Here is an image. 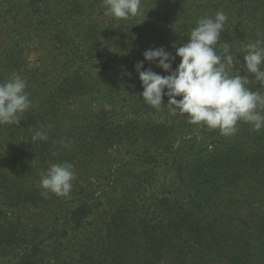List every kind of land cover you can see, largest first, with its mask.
Masks as SVG:
<instances>
[{
  "label": "rangeland",
  "instance_id": "obj_1",
  "mask_svg": "<svg viewBox=\"0 0 264 264\" xmlns=\"http://www.w3.org/2000/svg\"><path fill=\"white\" fill-rule=\"evenodd\" d=\"M5 1L13 2L19 9H21V6L24 7V10L26 9L23 0ZM209 3L210 0H187V5L183 8L182 6H176L175 8L168 5V8L165 9H142L139 15L127 20L112 19L105 16L102 0H91V4L97 6L96 11L95 9L87 11V13H95L94 16H90L91 18L78 21L80 15H75L72 12V7L66 8L64 13L67 12L66 16L71 17L74 23L78 21V25L72 28L73 31H71L73 40L80 43L88 40L92 41L99 47L101 45V50L104 47L108 48L106 50L113 48L110 45L114 43V34L115 32L120 34L117 27H121V36H127L128 43H132L131 46L133 47L131 53H134V57L130 59L128 64L132 72L139 77L135 65L143 61L142 71L151 68L163 76L169 73L157 67L156 63L144 60L143 53L146 50L163 47L166 51L175 55L176 47L188 42V34L196 26L198 19L205 16L214 17L218 11H223L228 20H244V17L233 18L223 9L216 10L205 7ZM63 4L67 6L76 4L82 7L83 1L64 0ZM228 24H225V30L221 33L218 48H222L227 42V40L224 41L222 35L241 30L244 26L245 28L249 27L246 26L245 22L240 27H229ZM23 25L24 23L19 24V28ZM109 26L110 29H108ZM113 26H115L114 29ZM9 28L12 29L10 23L0 25V46L4 45L3 50L7 48L9 42L7 37ZM92 29H97L99 33H94ZM125 29L128 30L127 34H125ZM22 30H25L28 34L26 39L28 44L26 62L30 74L21 77L26 79L28 84L26 91L30 94V99L35 105L31 112L26 114V119L22 120H27L29 116L32 119V114H38L41 119L38 121L37 118L30 128L25 126L22 120L19 125H0V182L2 178L14 181L16 185L11 188L15 190L20 184H23L25 188L33 186L39 192L37 195H39L38 202L40 203L35 206L30 203L18 204L14 199L5 200L6 195L4 194L12 196L14 194L8 192L10 188L3 190L0 183V214H2L0 224L5 227L17 224L23 227L25 234L27 232L32 233V235H27L26 244H21L20 247L14 249H0V264H18L22 256L29 254L27 256L32 257L37 253L39 256H45L47 260H55L56 255H54L53 247L56 242L57 245L59 244L58 246H64V258L71 255L79 257L76 251H79L80 246L81 248L88 246L93 243L94 236L97 238L100 236L103 217L106 219L111 210L120 205L122 198H125L127 194H129L128 198L132 196L136 190L137 178L135 176L138 177L148 173L155 174L152 184L154 188L146 186L141 191L143 199H149L150 204L161 195L172 197L176 192L182 194L181 190L184 188L180 187L182 184L176 178L173 167L169 166L168 163V161H171L168 160L170 156L158 167H151V165L145 163L146 153L143 152L146 148L143 149L144 141L135 140V137L139 134L138 126H142L140 121L144 120L143 122H147L151 126L152 124L157 125V128L158 126L164 127V138L162 136L160 142L169 151L177 152V159L180 158V161L182 158L194 159L197 153L205 154V147L210 134L219 131L218 129H209L203 124L190 123L186 115L179 113L172 115L163 106L159 109L160 114L158 115L141 114L137 112L130 100L131 91H125L126 94L122 97L109 99L107 94L110 86L115 92L120 88L123 89L122 82L130 74H126V66H124V69L118 67L117 71H109L108 74H106V70L103 73L99 72L101 77L97 84L96 92H98V95L91 103L80 102L79 100L71 103H63L62 101L61 104L55 105V110H52L48 107V102L52 98L53 89L58 86L59 82H62L65 76L66 71H63L66 68L64 58L59 53L61 52L59 45L50 37L49 33H43L36 28L28 31L23 27ZM243 32L240 31V33ZM243 49H240L239 54L236 56L238 63L234 61V69L231 70V75H246L243 68ZM233 55L235 56V54ZM180 59L176 57L172 64L173 70L179 64ZM32 72L33 74H31ZM247 75L249 79L247 87L252 91L264 93V87H261L255 81L254 76L250 73ZM104 92L105 95H103ZM180 98L177 97V99ZM167 101L168 97L165 96L163 103L167 104ZM56 110L63 120L61 126L53 118ZM100 112V119L93 122L98 116L97 113ZM91 122L95 125L91 127L90 132L100 122L103 126L100 127V130L106 128L109 131L106 138L102 136L103 134H100V138L96 137L101 142L100 155L96 154L94 156L91 153L86 155V151H83L82 162L74 168L76 179L72 182V190L67 196H57L51 192L47 196L42 195L44 189L40 187V178L42 172L49 167L48 163L45 164L39 159L44 147L46 146L47 149L50 147L53 150L55 147L63 146L66 139H68L73 124H79L82 128H89ZM109 123L112 124V131L107 128ZM130 123L131 137L129 136L130 138L127 139L121 137V127ZM136 128L137 131H135ZM39 129L47 131L48 139L46 141L32 140L34 132ZM262 129L264 128L260 130ZM260 130L255 131L251 124L241 121L237 125V132L227 137L230 141L239 139L245 148H255L262 153V150L264 152V142L254 135L259 133ZM12 132L13 136L10 135ZM94 134L96 133H92V138L88 137V142L95 138ZM10 138H13L15 142L18 138L20 143L12 145ZM21 143H23L20 147L21 154L22 151L29 149L32 145L38 147L32 151L36 157L35 159H39L38 162L33 159L30 163L22 166V158L16 148ZM16 155L20 159L17 163L12 157ZM38 156L39 158H37ZM62 162L67 161L63 160ZM51 163L61 162L54 161ZM149 168H153V170H149ZM262 172V175H264V170ZM241 184L239 188L232 185L230 188L224 189L210 203L203 205L200 211L195 209L198 217H206L216 222L223 229L229 228L227 232L228 240L235 238L239 241V238H244L250 245L249 248L243 246L238 261L232 260L233 257H227L225 252L216 254L215 250L211 257L212 261L208 264H264V181H243ZM77 198H83V203L86 204L87 208H90V214L87 215L88 217L83 218L81 225L74 223L70 213L77 204ZM179 208V206L174 207L173 211L178 212ZM235 229L240 231L236 233ZM242 232L244 237L241 235ZM216 238L221 237L219 235ZM231 249L233 248L230 247L228 250ZM202 250L201 248L194 249V259L191 256V262L184 264H203V261L208 257L201 252ZM200 255H204L205 259ZM180 258L181 256H170L158 264H182L178 262Z\"/></svg>",
  "mask_w": 264,
  "mask_h": 264
},
{
  "label": "trees",
  "instance_id": "obj_2",
  "mask_svg": "<svg viewBox=\"0 0 264 264\" xmlns=\"http://www.w3.org/2000/svg\"><path fill=\"white\" fill-rule=\"evenodd\" d=\"M82 1L83 6L80 7L76 4L67 6L63 4L64 0H23L26 7L24 10V7L21 6L19 9L13 2L0 0V25L10 23L12 28H9L7 34L9 38L7 48L3 50L4 45L0 46V82L11 77L13 73L21 76L30 74L26 62L28 34L22 28L25 27L28 31L36 28L43 33L50 34V37L59 45L61 51L59 53L66 64V68L63 70L66 71L65 76L62 82H59L58 86L53 89L52 98L48 102V107L52 110H55V105L61 104L62 101L71 103L79 100L91 103L98 95L96 90L101 77L99 72L103 73L106 70V74H108L109 71H117L118 67L124 69L126 66L125 72L130 74L122 82L123 89L120 88L115 92L110 86L107 97L115 99L131 91L130 100L137 112L160 114V110L145 103L140 95L143 91L142 82L128 65L130 59L134 57V53H131L132 43H128L127 36H121V27H117L120 34L115 32L114 43L110 45L113 48L109 50H106L107 47L101 50V45L99 47L89 40L84 43L73 40L72 28L78 25V21L95 15V13H87V11L94 9L96 11L97 9L96 4H91V0ZM168 5L175 8L182 6L183 8L187 5V0H143L142 9H165L168 8ZM69 7H72V12L75 15H80L76 23L71 17L66 16L67 12L64 13L65 9ZM205 7L216 10L223 9L233 18L244 17L243 21L232 19L227 20L226 24L229 23V27H240L245 22L249 27L245 28L244 26L241 30L222 35L224 41L227 40L225 44L231 48L233 54L238 55L239 50L248 43L264 39V0H210V3ZM245 18L247 19L245 20ZM21 23H24L25 26L19 28ZM93 31L99 33L97 29ZM131 31L133 33L132 29ZM240 31L244 32L240 33ZM127 33L128 30L125 29V34ZM105 94L104 92L103 95ZM33 108L24 113L23 119H26V114ZM97 114L98 116L93 122L100 119L101 112ZM37 118L39 121L41 116L32 114V119L29 116L27 120L22 121L25 126L30 128ZM53 118L59 126L62 125L63 120L57 110ZM143 121H140L142 126H138L139 134L135 140L144 141L145 163L151 167H158L170 156L168 160L171 161L168 163L173 167L176 178L182 184L180 187L184 188L181 190L182 194L176 192L172 197L161 195L150 204L149 199H143L141 191L146 186H152L155 174L135 176L137 178L136 190L132 196L128 198L129 194H127L125 198H122L120 205L111 210L106 219L103 217L100 236L98 238L94 236L93 243L90 245L82 248L80 246L79 251H76L79 257L71 255L64 258V246H58L59 244L57 245L56 242L53 247L54 255H56L55 260H47L45 256H39L38 253L32 257L26 254L27 257L22 256L18 264H158L170 256H181L178 262L184 264L191 262V256L194 259V249L197 248L203 249L201 252L208 257L205 259L204 255H200L205 259L203 264L212 261L211 257L215 250L216 254L225 252L227 257H233L232 260L238 261L243 246L250 247L247 241L244 238H239V241L235 238L228 240L229 228L223 229L206 217H198L195 209L200 211L203 205L210 203L220 192L232 185L239 188L243 181H264V175H262V170H264L263 150L260 153L258 149L245 148L239 139L230 141L227 136L221 135L220 131H217L210 134L205 154L197 153L194 159L182 158L180 161V158L177 159V152L169 151L160 142L161 137L164 138V127L158 126V129L157 125L152 124L151 126ZM131 123L121 127V137H126V139L131 137ZM93 125L95 124L91 122L89 128H82L79 124H73L68 139L64 142V144H68L67 147L60 146L52 150L45 146L43 153L41 156L39 155L40 158L39 156L37 158L45 164L64 160L76 168L82 162L84 150L86 155L90 153L94 156L100 155L101 142L96 137L100 138V134H103L102 136L106 138L109 131L106 128L100 130V127H103L100 122L90 132ZM108 126L107 128L112 131V124L109 123ZM92 133H96L94 134L95 138L88 142L87 139L91 137ZM12 134L13 132L10 135ZM254 135L264 142V129ZM10 139L12 145L20 143L18 138L16 142L13 138ZM22 144L16 146L22 158V166L30 163L33 159L38 162L39 159H35L32 152L38 147L32 145L21 154ZM12 157L15 159V163L20 161L18 155ZM149 170H153V168H149ZM143 176L145 177L142 178ZM0 183L3 190L10 188L8 192L14 194V196L4 194L6 195L5 200L14 199L18 204L30 203L35 206L40 203L38 202L39 195H37L39 192L33 186L25 188L23 184H20L15 190L11 187H15L16 183L10 179L2 178ZM82 199L77 198V204L70 212L76 225H81L83 218L90 214V208H87ZM80 203H83V206ZM177 206L180 207L179 211H173V208ZM239 231L235 229L236 233ZM27 235H32V233L25 234L22 226L12 224L5 227L0 224V249H14L20 247L21 244H26ZM219 235L221 238H216ZM241 235L244 237L243 232ZM230 247L233 249L228 250Z\"/></svg>",
  "mask_w": 264,
  "mask_h": 264
},
{
  "label": "clouds",
  "instance_id": "obj_3",
  "mask_svg": "<svg viewBox=\"0 0 264 264\" xmlns=\"http://www.w3.org/2000/svg\"><path fill=\"white\" fill-rule=\"evenodd\" d=\"M142 3L143 0H102L104 15L118 20L139 15ZM227 20L223 11L216 12L214 17L199 18L188 34V42L176 47L175 55L163 47L143 53L144 60L156 63L169 73L162 76L151 68L142 71L143 61L135 65L143 87L140 95L145 103L157 110L166 107L172 115H186L190 123L218 129L224 136L234 135L241 121L251 124L255 131L264 128V93L247 87L249 73L264 87V39L244 46L246 75H231L234 61L238 63L237 55L232 54L227 44L218 48ZM176 57L181 59L173 70ZM27 87L26 79L17 73L0 82V125H19L24 113L35 107ZM165 96L167 104L163 103ZM47 139V131L43 129L36 130L32 137L33 141ZM75 179L73 164L50 163L41 174L40 187L44 189L41 194L67 196Z\"/></svg>",
  "mask_w": 264,
  "mask_h": 264
}]
</instances>
